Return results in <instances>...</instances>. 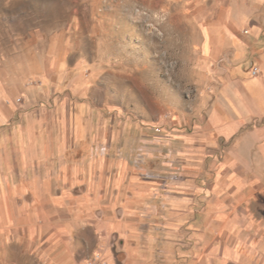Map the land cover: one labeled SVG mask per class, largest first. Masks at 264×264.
<instances>
[{
	"label": "crops",
	"instance_id": "0c3cea01",
	"mask_svg": "<svg viewBox=\"0 0 264 264\" xmlns=\"http://www.w3.org/2000/svg\"><path fill=\"white\" fill-rule=\"evenodd\" d=\"M245 13L214 37L204 28L217 82L190 118L110 120L83 62L57 45L0 56V254L20 245L50 264H247L260 254L264 15Z\"/></svg>",
	"mask_w": 264,
	"mask_h": 264
},
{
	"label": "rangeland",
	"instance_id": "374dc122",
	"mask_svg": "<svg viewBox=\"0 0 264 264\" xmlns=\"http://www.w3.org/2000/svg\"><path fill=\"white\" fill-rule=\"evenodd\" d=\"M251 7L264 15V0H0V56L57 45L83 62L110 120L190 118L205 112L217 82L204 28L214 37ZM252 208L261 253L247 264H264V191ZM0 264L50 263L13 245Z\"/></svg>",
	"mask_w": 264,
	"mask_h": 264
},
{
	"label": "built area",
	"instance_id": "2783aa9c",
	"mask_svg": "<svg viewBox=\"0 0 264 264\" xmlns=\"http://www.w3.org/2000/svg\"><path fill=\"white\" fill-rule=\"evenodd\" d=\"M259 72H260L259 67H257V66L253 67V69H252L253 75H258ZM157 130H158V128H157ZM84 264H108V263L102 257L95 256V257H92L90 259H87Z\"/></svg>",
	"mask_w": 264,
	"mask_h": 264
}]
</instances>
